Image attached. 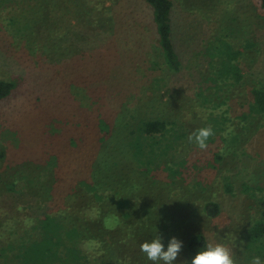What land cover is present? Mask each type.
I'll return each instance as SVG.
<instances>
[{
    "label": "rangeland",
    "instance_id": "374dc122",
    "mask_svg": "<svg viewBox=\"0 0 264 264\" xmlns=\"http://www.w3.org/2000/svg\"><path fill=\"white\" fill-rule=\"evenodd\" d=\"M171 1L177 71L167 66L151 9L142 0H0V78L16 83L0 103V264H19L14 245L27 213L21 190L25 162L46 164L48 157L56 169H39L34 173L39 181L53 178L54 189L67 188L72 178L95 171L109 193L112 182L130 193L134 232L166 222L173 231L161 234L169 237L165 246L172 236L183 241L176 264L190 261L186 244L197 233L207 242L222 240L236 264H249L254 255L264 259V243H252L248 235L264 199V123L240 138L243 120L236 116L247 109L233 100L221 103L233 92L243 102L251 86H264V10L257 0ZM94 3L101 14L106 7L120 15V33L96 37L88 31L84 13ZM119 6L134 13L135 29ZM218 61L239 66V91L227 93L223 84L234 81L233 71L223 73ZM133 116L159 118L165 129L149 137L134 125L132 134ZM103 118L114 123L113 135L97 141L101 130L88 127ZM167 120L174 123L169 130ZM204 125L215 134L202 150L188 136ZM128 141L133 164L125 152ZM44 149L47 158L39 155ZM105 151L117 155V170L106 166ZM14 178L18 189H8ZM208 201L218 204L217 216L206 214ZM137 239L116 242V255L126 253L125 264H152Z\"/></svg>",
    "mask_w": 264,
    "mask_h": 264
},
{
    "label": "trees",
    "instance_id": "16d2710c",
    "mask_svg": "<svg viewBox=\"0 0 264 264\" xmlns=\"http://www.w3.org/2000/svg\"><path fill=\"white\" fill-rule=\"evenodd\" d=\"M142 1L151 9L154 33L169 70H179L181 65L180 58L175 51L173 41L175 30L172 1ZM257 1L264 10V0ZM123 6L125 7V5ZM119 7L122 8V6ZM101 8L98 9L97 3H94L89 14L84 13L90 18L88 23L90 30L88 31L93 32L92 35L96 37H101L103 32L110 33L111 35L120 33L119 25L116 23L120 15H116V17L111 15V9L106 7L102 10L104 13L101 14ZM96 9L99 10L97 11L98 14L93 13ZM122 12L125 15L122 18L124 19L125 17L129 20V27L135 29L134 13L129 10L125 12L123 8ZM94 32H98V35H94ZM113 46L114 42L110 40L109 47L107 48L111 49L110 47ZM101 49L99 56L102 52ZM105 51L107 55V49ZM216 53H212V57ZM217 66L223 73L227 70L233 71L234 81L228 79V84H223V87L228 91L227 93H231L230 90L232 89L239 91V83L242 77L239 72V66H224L221 61L217 62ZM223 76L225 75H221V77ZM225 79H227L226 76ZM214 82V84L217 83L216 79ZM212 86L209 85L207 89L210 90ZM15 89L16 83L13 79L0 78V103L12 95ZM198 89L200 90L201 88L199 87ZM249 94L250 98H246L243 102H240L237 101L236 94L233 92L229 96L231 97L230 99H227V96L221 102L224 104L233 100L235 106L239 105L240 110L247 109V112L244 111L239 116H236H241L243 120L239 131H244V135L240 138L249 137L250 134L264 123V86H251ZM209 107H212V104ZM132 118L130 129L134 125L138 126L140 133L146 136L159 135L165 129V122L159 118L142 119L141 116H133ZM108 119H98L96 122L91 123L90 128L88 127V129L92 130H96V128L101 130L97 131V141H104L107 137L109 138V136L113 135L115 125ZM135 119L139 121L135 123ZM173 124L172 120H167V130L171 129L174 126ZM106 128L108 130L103 132L102 130ZM131 133L135 134V130L131 129ZM77 137L78 135L75 136L76 139ZM128 143L129 141L125 145V152L132 161L133 154ZM3 149L6 150L5 147ZM40 153L39 155H42L44 158L48 157V151L45 149ZM112 153V151L105 153L104 157L108 162L106 166L109 167V164L111 165L110 168L117 170L118 165L116 160H118V157L116 155L115 158L112 156L114 159L111 158ZM3 155V151L1 150L0 157H3ZM35 157L31 159H35ZM35 160H38V158ZM45 163L42 161V163L36 164L35 161L34 165H30L25 162L27 178L25 179L23 176L24 180H22L23 186L21 190L27 194L25 196L27 203L25 204V208H22L27 213L22 218L23 223L21 227L23 226V233L19 235L17 242L15 239L14 245H17L18 253L16 259L19 264H125L123 258L126 253L122 251L123 255H116L117 251L114 247L116 242L121 241L123 243L126 238L132 236H135L139 242H142L145 239H150L152 234L157 232V230L161 234L167 233V235L169 234L168 232L171 233L173 231L166 222H158L157 220L152 224L150 230L145 228L144 230L134 232L137 224L135 222L136 215L133 211L134 205L131 204L128 198V196L130 197L128 191L125 194L122 193L117 184L112 182L113 188H111V193H109L107 181L103 182L102 178L98 180L95 171L91 177L88 175V178L71 177L70 182L67 181L68 184L64 185L67 188L59 187L58 189H54V184L57 181L53 178H47V180L45 179L42 182L34 176V173L42 167L56 169L57 164L52 161L51 157H48ZM131 164H133V161ZM13 173L15 176H18L15 170ZM17 179L11 180L8 189L13 190L17 187ZM103 201L105 204L101 203ZM260 203L261 217L248 231L251 242L255 244L264 243V199L261 197ZM204 209L208 215L217 216L219 214V206L216 202H206ZM11 221L15 223L20 221L19 216L16 215ZM167 235H164L165 237L163 238H169ZM206 240L204 235L197 233L188 239L186 247L194 255L200 246L207 243ZM259 247L258 249H260Z\"/></svg>",
    "mask_w": 264,
    "mask_h": 264
},
{
    "label": "clouds",
    "instance_id": "9594fccd",
    "mask_svg": "<svg viewBox=\"0 0 264 264\" xmlns=\"http://www.w3.org/2000/svg\"><path fill=\"white\" fill-rule=\"evenodd\" d=\"M214 134V129L207 125L195 129L189 134L188 140L203 150ZM182 245V240L172 236L165 246L164 238L157 230L150 239H145L140 243V251L145 254L146 259L152 264H176ZM182 264H236V260L227 244L222 240H215L208 241L200 246L190 261L184 258ZM249 264H264V259L259 255H254L251 257Z\"/></svg>",
    "mask_w": 264,
    "mask_h": 264
}]
</instances>
